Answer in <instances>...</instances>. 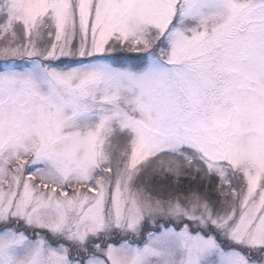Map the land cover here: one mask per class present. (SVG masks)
<instances>
[{
	"label": "snow or ice",
	"instance_id": "6c2138e0",
	"mask_svg": "<svg viewBox=\"0 0 264 264\" xmlns=\"http://www.w3.org/2000/svg\"><path fill=\"white\" fill-rule=\"evenodd\" d=\"M0 264H264V0H0Z\"/></svg>",
	"mask_w": 264,
	"mask_h": 264
}]
</instances>
